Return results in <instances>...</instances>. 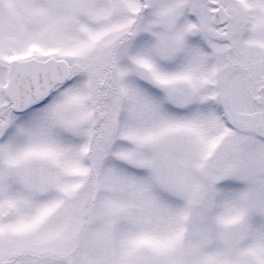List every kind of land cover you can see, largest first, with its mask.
I'll use <instances>...</instances> for the list:
<instances>
[{
  "label": "snow or ice",
  "instance_id": "snow-or-ice-1",
  "mask_svg": "<svg viewBox=\"0 0 264 264\" xmlns=\"http://www.w3.org/2000/svg\"><path fill=\"white\" fill-rule=\"evenodd\" d=\"M0 264H264V0H0Z\"/></svg>",
  "mask_w": 264,
  "mask_h": 264
}]
</instances>
